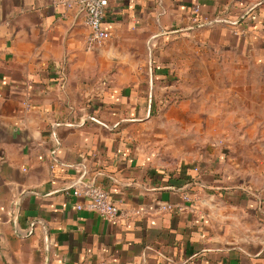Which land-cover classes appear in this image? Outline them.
<instances>
[{
	"label": "crops",
	"instance_id": "crops-1",
	"mask_svg": "<svg viewBox=\"0 0 264 264\" xmlns=\"http://www.w3.org/2000/svg\"><path fill=\"white\" fill-rule=\"evenodd\" d=\"M64 1L0 0L4 259L264 264V0H109L112 39L94 47L82 8ZM195 5L220 22L195 24ZM185 46L224 50L245 60L243 72H261L229 96L238 102L229 111L257 122L241 141L261 152L257 178L195 175L182 147L168 144L154 88L182 74ZM81 177L134 216L113 223L78 210L87 200L68 190ZM167 203L185 210L161 213Z\"/></svg>",
	"mask_w": 264,
	"mask_h": 264
},
{
	"label": "rangeland",
	"instance_id": "rangeland-1",
	"mask_svg": "<svg viewBox=\"0 0 264 264\" xmlns=\"http://www.w3.org/2000/svg\"><path fill=\"white\" fill-rule=\"evenodd\" d=\"M185 48L189 51L179 63L182 74L176 73L178 79L172 84L164 81L154 88L157 99H162V104L156 102L159 106L155 115L168 123V144L182 147L183 158L188 166L198 169L199 175L257 178L261 152L257 156L256 151L246 150L241 144L246 128L254 132L257 122L243 123L239 112L229 111L238 105L229 100V96H239L243 88L240 79L258 78L261 72H243L245 60L224 50L201 49L192 53L191 46ZM164 64L175 65L178 69L176 61ZM139 73L143 71L139 69ZM170 85L172 89L168 88ZM0 264H11L1 251Z\"/></svg>",
	"mask_w": 264,
	"mask_h": 264
},
{
	"label": "built area",
	"instance_id": "built-area-1",
	"mask_svg": "<svg viewBox=\"0 0 264 264\" xmlns=\"http://www.w3.org/2000/svg\"><path fill=\"white\" fill-rule=\"evenodd\" d=\"M65 6L72 7L79 5L86 17V25L90 30L87 38L88 45L94 47L101 45L112 39V34L104 28V22L109 13V0H65ZM193 19L195 24H207L212 25L220 22V20H210L209 18L200 17L201 8L199 5H195L192 8ZM197 174L198 169L194 170ZM68 191L79 198H84L86 203L77 205L78 210H89L97 213L107 222H119L129 217L134 216V211H129L122 206L114 203L110 193L102 187L97 186L92 181H86L85 178H79L69 188ZM183 202H192L190 194L186 193L183 196ZM184 204H163L159 206V211L162 213L182 212L185 210Z\"/></svg>",
	"mask_w": 264,
	"mask_h": 264
},
{
	"label": "trees",
	"instance_id": "trees-1",
	"mask_svg": "<svg viewBox=\"0 0 264 264\" xmlns=\"http://www.w3.org/2000/svg\"><path fill=\"white\" fill-rule=\"evenodd\" d=\"M195 175H196V174H195ZM191 177H196V176L191 175Z\"/></svg>",
	"mask_w": 264,
	"mask_h": 264
}]
</instances>
